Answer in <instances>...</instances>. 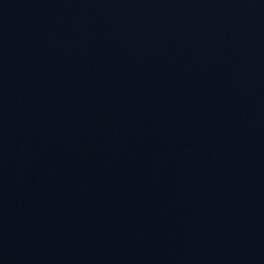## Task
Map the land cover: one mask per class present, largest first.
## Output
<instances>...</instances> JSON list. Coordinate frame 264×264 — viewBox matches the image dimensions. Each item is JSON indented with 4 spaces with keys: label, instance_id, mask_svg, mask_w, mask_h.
I'll return each instance as SVG.
<instances>
[{
    "label": "water",
    "instance_id": "95a60500",
    "mask_svg": "<svg viewBox=\"0 0 264 264\" xmlns=\"http://www.w3.org/2000/svg\"><path fill=\"white\" fill-rule=\"evenodd\" d=\"M0 264H264V0H0Z\"/></svg>",
    "mask_w": 264,
    "mask_h": 264
}]
</instances>
